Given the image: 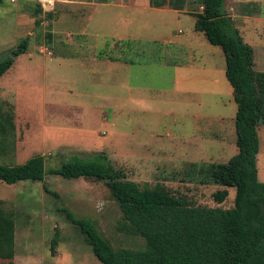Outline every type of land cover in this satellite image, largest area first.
Masks as SVG:
<instances>
[{"label":"rangeland","instance_id":"obj_1","mask_svg":"<svg viewBox=\"0 0 264 264\" xmlns=\"http://www.w3.org/2000/svg\"><path fill=\"white\" fill-rule=\"evenodd\" d=\"M39 1L0 3V62L17 60L0 79V111L10 110L15 124V130L0 133V164L20 165L42 155L47 170L59 169L74 156L90 161L103 152L141 188L162 184L194 206L232 208L236 190L216 203L214 193L224 188L203 184L199 173L212 163H192L225 164L238 150L235 139L220 141L227 128L235 129L237 104L222 49L195 30L201 0H174L183 10L173 9L170 0H53L46 8ZM162 1L166 5L157 7ZM226 9L264 69V0H226ZM48 34L73 59L54 56ZM25 39L35 63L27 64L26 54L14 57ZM118 40L175 42L187 48L191 65L101 58ZM258 135L263 160L264 126ZM223 148L227 154L220 155ZM174 152L175 162L169 156ZM0 201L16 223L15 264H102L64 209L92 221L121 264L145 247L142 238L120 230L123 214L103 182L56 175L43 182L0 181Z\"/></svg>","mask_w":264,"mask_h":264},{"label":"trees","instance_id":"obj_2","mask_svg":"<svg viewBox=\"0 0 264 264\" xmlns=\"http://www.w3.org/2000/svg\"><path fill=\"white\" fill-rule=\"evenodd\" d=\"M169 3L175 10L184 8L182 4H174V0ZM225 4L226 0H201L203 9L193 16L195 30L204 33L211 45L222 49L226 78L237 104L238 154L225 164L199 169V173L205 175L203 184L224 188L214 193L216 203L223 204L230 195L229 189L236 190L232 208L194 206L162 184L141 188L128 180L123 171L117 170L103 152L90 161L74 156L59 169L47 170L42 155L20 165L0 164V181L15 185L29 180L43 182L47 175H56L69 180L83 178L103 182L123 214L120 230L145 241L144 249L132 251L122 264H264V183L259 181L257 167L258 129L264 126V72L255 70V50L245 42L225 10ZM164 5L165 1L156 4L157 7ZM47 38L53 44L54 56L72 57L56 47V35L48 34ZM28 44L25 39L16 55L25 53ZM100 57L130 65H191L187 48L175 42L118 40L108 44ZM14 63L13 58L0 62V79ZM9 129L15 130L13 113L1 110L0 133L6 135ZM45 189L48 191L46 186ZM3 205L4 201H0V264H15L16 223ZM62 212L80 228L102 264H121L111 243L92 221L79 219L67 209ZM58 244L56 236L51 245L53 254Z\"/></svg>","mask_w":264,"mask_h":264},{"label":"crops","instance_id":"obj_3","mask_svg":"<svg viewBox=\"0 0 264 264\" xmlns=\"http://www.w3.org/2000/svg\"><path fill=\"white\" fill-rule=\"evenodd\" d=\"M12 2H16V0H11ZM118 7H123V6H125L124 4H120L119 3V5H117ZM148 8H150V6L148 5L147 6ZM226 11H227V9H226ZM191 15V14H190ZM230 16V15H229ZM231 17V16H230ZM196 20V19H195ZM239 30V29H238ZM242 35V34H241ZM242 37L244 38V36L242 35ZM245 39V38H244ZM253 48H254V50H255V70H257V71H259V72H264V69H260L259 67H258V63H257V55H256V48L253 46ZM28 50V49H27ZM27 55V60H26V63L28 64L29 62L30 63H35V61H33L32 59H31V54H29L27 51L25 52V53H22V54H20V56L21 55ZM19 57V56H18ZM59 59L60 58H63V59H73L72 57L71 58H64V57H58ZM53 61V60H52ZM16 62H17V60H15V63H14V65H16ZM52 63H54V62H51L50 63V65H52ZM49 66V65H48ZM47 72H48V70H47ZM0 85H1V83H0ZM2 109V108H1ZM8 113H11L10 112V110H6ZM3 112H5V111H3ZM7 112H5V113H7ZM236 117V116H235ZM235 121H236V118H235ZM222 122L224 123L225 122V119L222 117ZM222 137V136H221ZM220 138V136L218 137V139ZM228 139V141H234V139H235V141L237 142V133H236V126H235V129L233 128V127H229V128H227L226 130H225V135H224V139L223 140H220V141H224V140H227ZM227 141V142H228ZM223 143H225V142H223ZM238 148V147H237ZM171 153V152H170ZM224 154H227V150H225L224 148L221 150V154L220 155H224ZM238 154V150L235 152V155H237ZM166 155H168V153L166 152ZM234 155V156H235ZM169 156H171L170 158L171 159H173V161L175 162L176 161V159L178 158V154H177V152H174L173 154H169ZM233 156V157H234ZM208 157H210V156H208ZM222 157H224V156H221V158ZM232 158V157H231ZM230 158V159H231ZM197 159H200V158H197ZM229 159V160H230ZM228 160V161H229ZM177 161H180V162H182L180 159H178ZM195 162H193L192 161V163H212V164H214V162H212V159H210L209 161H206V162H202L201 160L199 161V160H194ZM218 161V160H217ZM188 163V162H187ZM216 164H220V163H216ZM257 167H258V178H259V181L260 182H262V183H264V159L262 160L261 159V147H260V152H259V155H258V163H257ZM15 261H16V257H15Z\"/></svg>","mask_w":264,"mask_h":264},{"label":"built area","instance_id":"obj_4","mask_svg":"<svg viewBox=\"0 0 264 264\" xmlns=\"http://www.w3.org/2000/svg\"><path fill=\"white\" fill-rule=\"evenodd\" d=\"M39 2L42 3V5H43L44 8H46V3H48L49 5H51L52 2H54V1L53 0H40Z\"/></svg>","mask_w":264,"mask_h":264},{"label":"water","instance_id":"obj_5","mask_svg":"<svg viewBox=\"0 0 264 264\" xmlns=\"http://www.w3.org/2000/svg\"><path fill=\"white\" fill-rule=\"evenodd\" d=\"M17 55H15L14 57L16 58Z\"/></svg>","mask_w":264,"mask_h":264},{"label":"bare ground","instance_id":"obj_6","mask_svg":"<svg viewBox=\"0 0 264 264\" xmlns=\"http://www.w3.org/2000/svg\"><path fill=\"white\" fill-rule=\"evenodd\" d=\"M101 154V153H100Z\"/></svg>","mask_w":264,"mask_h":264}]
</instances>
